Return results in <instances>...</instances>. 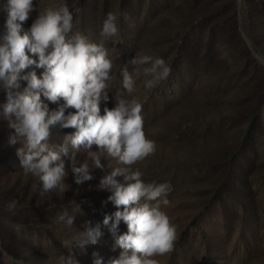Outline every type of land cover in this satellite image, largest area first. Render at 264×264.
Masks as SVG:
<instances>
[{"label": "rangeland", "instance_id": "1", "mask_svg": "<svg viewBox=\"0 0 264 264\" xmlns=\"http://www.w3.org/2000/svg\"><path fill=\"white\" fill-rule=\"evenodd\" d=\"M32 2L36 10L23 24L25 30L38 11L60 0ZM68 3L79 9L73 33L104 43L113 61L109 100L101 101L100 114L105 107H114L117 94L136 98L142 105L144 131L156 151L132 169H139L146 183L172 186L170 203L162 210L175 224L177 240L172 252L155 257L158 264H264V0ZM6 8L7 0H0V34ZM110 12L122 14L119 36L113 40L100 35ZM135 55L164 59L171 74L151 90L140 77L129 95L120 70ZM33 70L38 76L43 71L34 65L25 71ZM5 102L0 90V106ZM74 111L67 109L65 114ZM74 131L57 126L50 142L60 144ZM9 132L0 117V264H9L5 252L22 264H59V256L70 253L78 264H94L96 259L110 264L118 258L121 250L114 247L110 225H103L104 216L117 209L107 202L110 193L98 186L121 165L102 158L105 168L94 169V179L81 185L69 168L67 191L41 194L39 179L20 167L16 149L22 145H10ZM92 150H97L95 145ZM86 155L77 154V162ZM117 179L123 182L122 177ZM13 199L18 204L9 212L7 204ZM77 204L80 211L73 213ZM63 208L74 216L71 228L58 219ZM97 223L103 233L97 244L71 247L77 232ZM126 232L121 221L117 235Z\"/></svg>", "mask_w": 264, "mask_h": 264}, {"label": "clouds", "instance_id": "2", "mask_svg": "<svg viewBox=\"0 0 264 264\" xmlns=\"http://www.w3.org/2000/svg\"><path fill=\"white\" fill-rule=\"evenodd\" d=\"M6 10L4 32L0 34V90L5 93L6 102L0 106V117L10 130L9 144L22 145L16 149L20 167L25 174L39 179L43 194L67 191L65 178L69 168L74 182L81 185L94 179V169L105 168L102 158L115 160L121 166L112 168L98 186L110 193L107 202L117 209L103 219L104 226L110 225L114 247L121 250L110 264H158L155 257L172 252L177 240L176 226L162 210L170 203L172 186L146 183L143 173L132 169L156 151L155 142L144 131L138 100L117 94L113 97L114 107H105L104 114H100V103L108 102L112 81L109 49L104 43L90 42L81 32L73 33L74 15L79 9L70 8L68 0L38 11L27 30L23 24L36 10L32 0H7ZM121 15L107 14L100 30L102 37L113 40L119 36ZM123 15L126 21L130 19ZM33 65L43 70L39 76L34 70L25 71ZM170 74L171 68L164 59L149 55H135L120 70L123 89L129 95L135 91L138 78L144 77V87L151 90ZM49 104L57 107L50 109ZM67 109L75 111L66 115ZM57 126L75 131L65 135L62 143H51L52 130ZM93 145L97 150H92ZM81 151L87 155L78 163L77 154ZM117 177H122L123 182ZM17 204V200H10L7 210L13 212ZM78 211L77 204L72 212ZM58 219L73 227L74 216L67 208H63ZM121 221L127 225V232L117 235ZM102 235L99 223L88 226L76 233L71 247L95 245ZM3 254L9 264H22L6 252ZM58 259L59 264H78L71 253ZM94 264H102L101 259Z\"/></svg>", "mask_w": 264, "mask_h": 264}]
</instances>
